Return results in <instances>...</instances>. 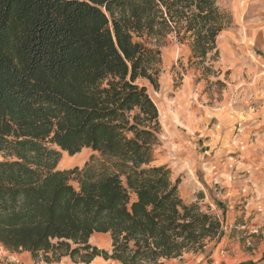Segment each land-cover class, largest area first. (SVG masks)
I'll return each instance as SVG.
<instances>
[{
	"label": "trees",
	"instance_id": "trees-1",
	"mask_svg": "<svg viewBox=\"0 0 264 264\" xmlns=\"http://www.w3.org/2000/svg\"><path fill=\"white\" fill-rule=\"evenodd\" d=\"M230 23L216 0H0V244L46 263L164 264L218 240L219 218L152 165L160 123L145 83L158 89L170 36L212 72ZM84 148L90 161L57 169Z\"/></svg>",
	"mask_w": 264,
	"mask_h": 264
},
{
	"label": "rangeland",
	"instance_id": "rangeland-1",
	"mask_svg": "<svg viewBox=\"0 0 264 264\" xmlns=\"http://www.w3.org/2000/svg\"><path fill=\"white\" fill-rule=\"evenodd\" d=\"M216 3L228 12L231 23L217 37L218 58L204 63L212 72L206 74L201 66L191 65L189 42L179 43L170 36L160 47L158 89L145 83L160 123V144L152 165H167L172 179L180 178L179 195L184 202L219 215L222 235L216 257L222 264H264V214L256 218L252 209L249 212L251 192H236L237 181L246 180L250 167L229 173L225 161H219L224 165L219 177L216 167L211 165L206 174L203 169L214 157L209 145L213 142L212 148L217 149V123L227 109L237 115L234 129L241 137V142L230 143V147L240 144L250 152L251 162L264 158V0ZM224 153L216 156H226L227 150ZM95 154L84 148L75 163L62 164L66 154L61 152L57 169L82 167ZM4 158L0 152V160Z\"/></svg>",
	"mask_w": 264,
	"mask_h": 264
},
{
	"label": "crops",
	"instance_id": "crops-1",
	"mask_svg": "<svg viewBox=\"0 0 264 264\" xmlns=\"http://www.w3.org/2000/svg\"><path fill=\"white\" fill-rule=\"evenodd\" d=\"M230 109L225 110L221 114L220 122H218V135H217V149L212 148V144L209 145L211 148L208 150L213 153V159H211L209 164H206L203 166V169L205 170V174L210 168V166L216 167V171H218V177L221 175V172L224 170V165L218 164L217 162L222 161L224 164H226L227 172L231 173V171L240 170L242 168L249 170V175L246 178L247 181H249L248 184H245V181H237L238 187L236 188V192L238 191V194L241 195V192L244 194V191L251 192V197L248 200L250 205L249 212L251 209L253 210L252 214L257 218L258 214H264V158L255 159L251 162L249 159L250 152H247L246 150L243 151L241 149V145H235L233 147H230V143L234 144L236 141L241 142V137L237 133H235V123L237 121V115L231 113ZM207 136L205 138H208L209 134L207 133ZM212 140V138H211ZM208 144L211 142L209 139H207ZM207 144V145H208ZM227 150L228 154L226 156H216L217 154L225 155V151ZM216 153V154H214ZM256 154V152H255ZM257 156V154H256ZM231 159V160H225V159ZM250 160V161H249ZM226 171H224L225 173ZM247 176V175H246ZM192 179V177H190ZM206 181V178H204ZM197 183L200 184L201 187L202 184L197 180ZM204 186L205 183L203 182ZM199 188V187H198ZM204 189V187H203ZM259 191V194H258ZM256 192V194H255ZM263 196L261 197V195ZM210 205L214 209V205L210 203ZM243 205V203H242ZM241 207V206H240ZM241 212V211H240ZM217 213V211H216ZM228 214V212H227ZM217 217L219 216L216 214ZM226 215V213H223V217ZM218 240L212 241L206 245L204 250L202 252L198 253H185L179 258H174L167 260L164 264H222V261H219L216 257L217 255V243ZM89 243L92 245L97 246L98 248H104L109 249L110 248V236L108 233H98L94 232L89 237ZM217 248V249H216ZM172 260V261H171ZM170 261V262H169ZM0 264H120L117 261L113 260H105L104 258L100 256H96L91 262L89 263H82V262H73L68 256H63L60 258L59 261H54L50 263L42 262L40 260H34L30 253L28 251H9L6 250L1 244H0Z\"/></svg>",
	"mask_w": 264,
	"mask_h": 264
},
{
	"label": "bare ground",
	"instance_id": "bare-ground-1",
	"mask_svg": "<svg viewBox=\"0 0 264 264\" xmlns=\"http://www.w3.org/2000/svg\"><path fill=\"white\" fill-rule=\"evenodd\" d=\"M65 154H66V156L65 157H63L62 159H61V163L62 164H70V163H75L77 160H78V153H76L75 155H73V156H69L66 152H65Z\"/></svg>",
	"mask_w": 264,
	"mask_h": 264
}]
</instances>
